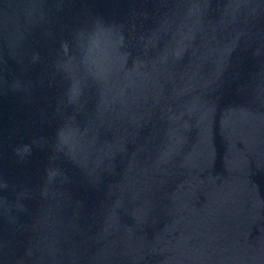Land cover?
I'll return each instance as SVG.
<instances>
[{"label": "water", "instance_id": "1", "mask_svg": "<svg viewBox=\"0 0 264 264\" xmlns=\"http://www.w3.org/2000/svg\"><path fill=\"white\" fill-rule=\"evenodd\" d=\"M0 264H264V0H0Z\"/></svg>", "mask_w": 264, "mask_h": 264}]
</instances>
